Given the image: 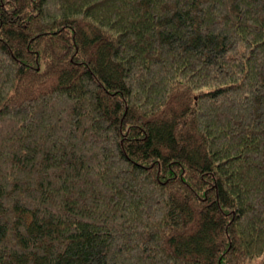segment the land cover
I'll use <instances>...</instances> for the list:
<instances>
[{
	"label": "trees",
	"instance_id": "1",
	"mask_svg": "<svg viewBox=\"0 0 264 264\" xmlns=\"http://www.w3.org/2000/svg\"><path fill=\"white\" fill-rule=\"evenodd\" d=\"M0 264H264V0H0Z\"/></svg>",
	"mask_w": 264,
	"mask_h": 264
}]
</instances>
